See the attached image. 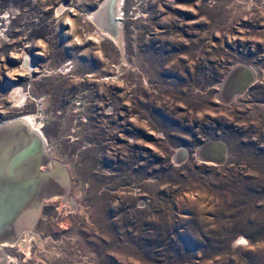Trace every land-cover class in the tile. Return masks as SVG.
<instances>
[{"label":"rangeland","instance_id":"1","mask_svg":"<svg viewBox=\"0 0 264 264\" xmlns=\"http://www.w3.org/2000/svg\"><path fill=\"white\" fill-rule=\"evenodd\" d=\"M104 1L0 0V125L68 188L3 264H264V0L115 2L117 44Z\"/></svg>","mask_w":264,"mask_h":264},{"label":"water","instance_id":"2","mask_svg":"<svg viewBox=\"0 0 264 264\" xmlns=\"http://www.w3.org/2000/svg\"><path fill=\"white\" fill-rule=\"evenodd\" d=\"M107 32L115 38L118 37L112 20L111 27ZM246 72L248 73V71ZM247 77L246 81L230 88L222 99L225 103L244 93L251 82L250 73H248ZM6 128L10 131L18 130L22 133L23 139L20 141L15 139L13 142L10 141L6 144L10 147L8 156L11 155V158L8 157L5 162L3 161L7 170L6 174L3 170L0 172V244L12 243L17 234L16 225L19 220L24 215H28L27 212L32 214L37 212L41 203L51 198L55 194L54 190H56L48 182V179L54 178V175L51 174L53 172H43L39 169L40 167L45 168L48 162L42 141L34 133L29 132L27 126L21 121L1 124L0 133L5 131ZM201 148L203 153L213 152L210 155L212 158L202 154V158L207 161L215 164H220L223 161V149L220 144H204ZM214 153L215 155H213ZM213 156L218 158L216 159ZM10 172L17 176L18 179L11 182L8 181V183L6 182V177ZM57 173L60 175L59 170Z\"/></svg>","mask_w":264,"mask_h":264},{"label":"bare ground","instance_id":"3","mask_svg":"<svg viewBox=\"0 0 264 264\" xmlns=\"http://www.w3.org/2000/svg\"><path fill=\"white\" fill-rule=\"evenodd\" d=\"M122 0H105L104 1V3L102 4V6L100 7V9L99 10H97V12L94 14V16L98 19L97 21H99V17L100 18H102V15H109V20H107V21H109V28L111 27V20H112V22H113V24H114V28L117 30V38H115V37H113L111 34H109L108 32H107V35H108V37L112 40V42L114 43V44H117V43H119L120 41H119V31H118V21H119V16L118 15H120L119 14V12H118V14H114V6H115V2H117L116 4H117V7H116V10L119 8V5H120V3H122L121 2ZM122 5V4H121ZM59 11V10H58ZM116 16V17H115ZM94 17V18H95ZM93 18V19H94ZM107 18V17H106ZM103 20V19H102ZM101 20V21H102ZM95 22V21H94ZM96 23V22H95ZM98 23H101V22H98ZM97 23V24H98ZM105 23V22H104ZM105 25V24H104ZM101 26V25H100ZM100 26H99V28H100ZM107 26H105V28H106ZM103 28V27H102ZM108 28V29H109ZM101 29V28H100ZM102 30V29H101ZM103 32V31H102ZM106 36V35H105ZM119 45V44H118ZM121 45V44H120ZM27 65H29L28 63H26ZM25 68H26V66H25ZM29 69V68H28ZM31 69V68H30ZM18 93H21V92H18ZM13 95H15V94H13ZM22 95V94H21ZM20 96V94H18V96L17 97H19ZM16 97V98H17ZM20 99V98H19ZM19 101V100H18ZM17 101V102H18ZM23 103V102H22ZM20 104V103H19ZM15 121H21V122H23L26 126H27V128H28V130H29V132H31L32 134L34 133V135H36V137H38L41 141H42V143H43V145L44 144H46V142H45V138H44V136H43V134H42V132H41V130H40V127H39V125H38V123L35 121V119H34V117L32 116V115H23L22 117H19V118H15V119H12V120H8V121H6V122H4L3 124H9V123H11V122H15ZM15 139H17L18 141H20L21 139H23V137H22V133L21 132H19L18 130H8L7 128L5 129V131H3V132H1L0 133V172L3 170V172L6 174V169H5V167H4V162L6 161L5 159L6 158H8V157H10L11 158V155L10 156H8L9 155V152H10V147H8V145H6L7 143H9L10 141L11 142H13ZM45 146V145H44ZM46 149V148H45ZM34 159H36V158H34ZM204 159V158H203ZM217 159V158H216ZM4 161V162H3ZM49 163V162H48ZM6 165V164H5ZM46 166H48V164L46 165ZM50 168V169H49ZM41 171L43 170V168L42 167H40L39 168ZM53 170H59V168H57V166L56 165H54V164H51V165H49L48 167H47V170H46V172H48V173H51ZM62 171V170H61ZM66 171V170H65ZM63 172V171H62ZM55 174V173H54ZM65 175V174H64ZM61 176V175H60ZM58 177V174L57 175H55V177L53 178V179H48V182H49V184L50 185H52L53 187H54V189L56 188V190H54L55 191V194L54 195H52V197L51 198H54V197H57V196H61V197H64V196H66L65 194H66V192H67V190H68V188H67V179L66 178H63V176L62 177ZM68 178V177H67ZM18 179V177L17 176H14V174L13 173H11L10 172V174H8V176L6 177V182H8V181H15V180H17ZM9 183V182H8ZM52 187V188H53ZM49 199V198H48ZM43 204V203H42ZM42 204H41V206H42ZM40 210V209H39ZM27 216H29V215H31V216H29V217H26V219L23 221L22 220V222H20L19 223V227H21L22 226V224H23V226H25V228H19V230H18V232L20 233L21 231L23 232V229L25 230V235H26V239H27V237L29 236V235H32V233H31V225L34 223L33 221L35 220V218H36V216L38 215V211L37 212H35L34 214H32L31 212H27ZM25 218V217H24ZM18 226V225H17ZM33 226V225H32ZM18 232H16L17 234H16V236H15V239H14V241L12 242V243H2V244H0V264H3V263H6V258H5V253H4V249L5 248H12V247H14V245H16V247H18V249L19 250H21L22 249V251L24 250V248H23V246H24V244H27L26 242H21V241H17L16 239H17V237H18V235H19V233ZM20 236V235H19ZM30 239H31V237H29ZM246 241L245 240H243L242 238H239V240H238V242H237V245H243L244 243H245ZM244 245H246V244H244ZM26 248H27V246H26ZM26 250V249H25ZM24 254V253H23ZM25 255H26V253H25ZM27 256V255H26ZM8 259H10V258H8Z\"/></svg>","mask_w":264,"mask_h":264}]
</instances>
